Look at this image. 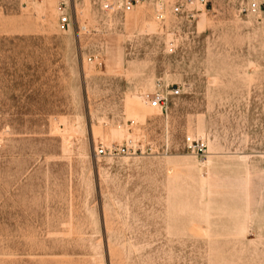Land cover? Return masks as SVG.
<instances>
[{"label":"rangeland","instance_id":"1","mask_svg":"<svg viewBox=\"0 0 264 264\" xmlns=\"http://www.w3.org/2000/svg\"><path fill=\"white\" fill-rule=\"evenodd\" d=\"M258 1L163 33L86 3L62 34L54 0H0V264H264ZM159 79L180 89L164 111L139 100Z\"/></svg>","mask_w":264,"mask_h":264},{"label":"built area","instance_id":"2","mask_svg":"<svg viewBox=\"0 0 264 264\" xmlns=\"http://www.w3.org/2000/svg\"><path fill=\"white\" fill-rule=\"evenodd\" d=\"M25 7L31 0H21ZM39 1V0H38ZM86 3L89 8L95 7L104 17L109 20L119 17L127 20L128 16L141 13L144 8L150 10L149 18L157 25L161 33L167 30L169 20L175 22L193 23L198 19L199 14L207 9V0H54L53 8L56 20L57 30L62 34H68L73 31L77 24L78 33L87 32L88 28L81 23L84 19ZM240 12L243 14L257 15L261 12V4L258 0H247V3L241 6ZM87 62L96 68H102L104 60L99 55L89 56ZM180 94V89L159 79L155 82V87L151 92H144L142 100L151 109L164 111L167 110L171 98ZM188 148L193 150V142H188ZM198 149V153H203ZM129 154V146L117 147L100 146L95 150L96 157H117ZM264 171V168H263Z\"/></svg>","mask_w":264,"mask_h":264},{"label":"bare ground","instance_id":"3","mask_svg":"<svg viewBox=\"0 0 264 264\" xmlns=\"http://www.w3.org/2000/svg\"><path fill=\"white\" fill-rule=\"evenodd\" d=\"M200 16H202V15H200ZM200 16H199V18H200ZM202 23H203V20H201L199 23H198V25H199V28H202ZM139 100L141 101L142 99H140V97H139ZM141 103H142V101H141ZM144 106H148L146 103H142Z\"/></svg>","mask_w":264,"mask_h":264}]
</instances>
